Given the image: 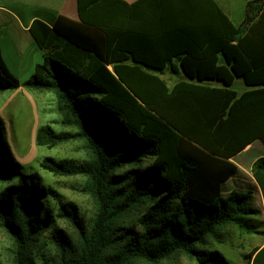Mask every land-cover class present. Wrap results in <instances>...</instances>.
I'll return each mask as SVG.
<instances>
[{"label":"trees","instance_id":"trees-1","mask_svg":"<svg viewBox=\"0 0 264 264\" xmlns=\"http://www.w3.org/2000/svg\"><path fill=\"white\" fill-rule=\"evenodd\" d=\"M77 4L78 21L30 27L43 60L25 84L0 49V93L24 86L56 95L62 124L77 132L42 126L37 145L80 140L89 157L41 166L84 177L96 214L85 222L77 204L21 167L0 117V229L15 245L13 264H162L176 255L230 264L207 247L211 239L228 227L264 233L253 193L231 185L242 175L233 160L264 144V0L246 3L240 25L216 0ZM178 69L185 80L170 86L163 75ZM252 176L264 203V156ZM246 264H264V244Z\"/></svg>","mask_w":264,"mask_h":264},{"label":"rangeland","instance_id":"rangeland-1","mask_svg":"<svg viewBox=\"0 0 264 264\" xmlns=\"http://www.w3.org/2000/svg\"><path fill=\"white\" fill-rule=\"evenodd\" d=\"M217 1L235 24H241L240 22L243 20L246 8V3L243 0H236L230 3H224L221 0ZM6 62L11 72L16 75L22 85L31 79L32 74H19V71L9 61ZM171 77H168L169 83L177 80L176 75ZM235 88L240 92L245 90L242 82H237ZM0 117L6 125L5 135L10 150L21 167L29 173L38 174L43 182L58 192L64 202L77 204L85 222H91L95 217L96 207L92 198L84 191L86 179L81 176H58L41 166L47 157L57 160H78L80 162L89 157L85 142L80 140H73L55 148L37 145V132L42 126L50 125L61 132H77L76 129L65 127L62 124L63 116L58 110L56 95L52 92L32 91L24 86L16 90L0 93ZM254 153L255 149L240 159L253 156ZM242 184L246 188L242 187ZM231 185L234 186V181H231ZM234 188L241 193H248L249 191L253 193L251 207L259 211V215L254 217L259 229L264 231V203L262 195L248 180L244 183L237 181ZM2 189L0 185V191ZM59 225L74 237H77L76 229L71 223L60 220ZM42 241H45V239ZM263 244L264 233L248 235L237 228L228 227V229L222 230L218 238L211 239L207 247L219 251L230 264H246L247 255L255 248L263 246ZM202 249H205V247H202ZM14 252L15 245L12 239L7 232L0 229V261L3 264H13ZM34 264L42 263L36 260ZM132 264L148 263L136 261ZM162 264H198V262L186 255H176Z\"/></svg>","mask_w":264,"mask_h":264},{"label":"crops","instance_id":"crops-1","mask_svg":"<svg viewBox=\"0 0 264 264\" xmlns=\"http://www.w3.org/2000/svg\"><path fill=\"white\" fill-rule=\"evenodd\" d=\"M125 1L132 4L138 0ZM221 1L230 3L236 0ZM243 1L247 3L251 0ZM58 17H66L78 21L79 13L77 0H0V49L6 65L8 66L6 61H9V63L19 71V74L27 73L33 76L36 66L43 60V53L36 46L34 38L30 33V27L36 20H43L47 23H51ZM243 20H241L240 23H242ZM154 74L158 75V73ZM173 75H176L177 80H173L172 83H169L170 86H173L178 81L185 80L184 72L181 69H178L177 72L167 71L163 77L168 80V77ZM237 82L242 81L237 80ZM254 149L255 153L253 156L240 159ZM263 156L264 144L261 141L254 142L240 153L233 161L239 167L242 175L234 180V184L236 185L237 181L244 183L248 180V182H251L253 187L260 193L252 176V167L256 160ZM242 185V187L246 188L244 184Z\"/></svg>","mask_w":264,"mask_h":264}]
</instances>
